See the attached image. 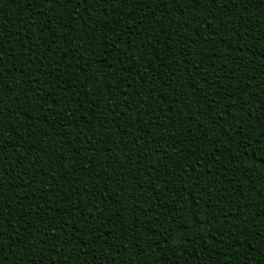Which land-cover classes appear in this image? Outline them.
Instances as JSON below:
<instances>
[{
	"label": "trees",
	"instance_id": "1",
	"mask_svg": "<svg viewBox=\"0 0 264 264\" xmlns=\"http://www.w3.org/2000/svg\"><path fill=\"white\" fill-rule=\"evenodd\" d=\"M0 264H264V0H0Z\"/></svg>",
	"mask_w": 264,
	"mask_h": 264
}]
</instances>
